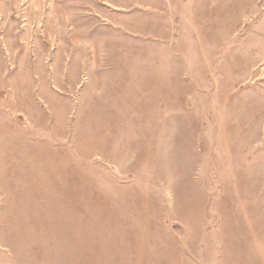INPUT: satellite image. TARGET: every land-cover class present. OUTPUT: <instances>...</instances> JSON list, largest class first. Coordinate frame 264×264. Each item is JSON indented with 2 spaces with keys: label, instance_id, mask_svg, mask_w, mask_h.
Listing matches in <instances>:
<instances>
[{
  "label": "rangeland",
  "instance_id": "374dc122",
  "mask_svg": "<svg viewBox=\"0 0 264 264\" xmlns=\"http://www.w3.org/2000/svg\"><path fill=\"white\" fill-rule=\"evenodd\" d=\"M0 264H264V0H0Z\"/></svg>",
  "mask_w": 264,
  "mask_h": 264
}]
</instances>
